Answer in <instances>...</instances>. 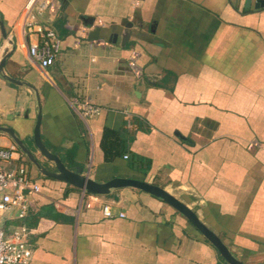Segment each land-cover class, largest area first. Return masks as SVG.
I'll list each match as a JSON object with an SVG mask.
<instances>
[{
    "label": "crops",
    "instance_id": "obj_1",
    "mask_svg": "<svg viewBox=\"0 0 264 264\" xmlns=\"http://www.w3.org/2000/svg\"><path fill=\"white\" fill-rule=\"evenodd\" d=\"M25 3L0 0V61L12 51L4 72L28 83L0 71V126L25 142L41 112L42 140L68 167L102 182L120 176L160 185L239 259L262 262L252 258L264 250V7L255 9V0L250 9L245 0H64L50 21L62 48L43 68L18 46ZM97 27L107 45H91ZM112 33L128 40L110 42ZM70 99L103 111L84 120ZM0 139L17 146L41 186L28 194L24 219L16 209L4 221L29 229L30 264H229L161 198L133 187L102 195L39 181L13 138L3 132Z\"/></svg>",
    "mask_w": 264,
    "mask_h": 264
},
{
    "label": "built area",
    "instance_id": "obj_2",
    "mask_svg": "<svg viewBox=\"0 0 264 264\" xmlns=\"http://www.w3.org/2000/svg\"><path fill=\"white\" fill-rule=\"evenodd\" d=\"M63 1L26 0L24 5L19 22L22 33L18 46L27 48L30 57L43 68L54 64L62 48V39L50 21L58 16ZM89 41L91 45L108 44L106 40L98 38ZM70 103L84 120L98 116L103 111L102 106L89 99H70ZM17 149L15 144L0 145V264H30L33 257V250L28 242L29 229L24 224L10 229L4 222L5 215L16 209L18 218L24 219L29 208L28 194L41 190L40 184L30 177L27 164L15 155ZM103 211L106 216H113L110 205L104 206Z\"/></svg>",
    "mask_w": 264,
    "mask_h": 264
},
{
    "label": "water",
    "instance_id": "obj_3",
    "mask_svg": "<svg viewBox=\"0 0 264 264\" xmlns=\"http://www.w3.org/2000/svg\"><path fill=\"white\" fill-rule=\"evenodd\" d=\"M254 0H245V7L250 9V6ZM264 7V0H255L254 8L259 9ZM2 31L5 37H8L6 29L4 28L3 23ZM100 27L94 29L91 32V38L99 37ZM128 40V36H124L120 39L119 34L112 33L109 37V41L113 43H120L124 45ZM10 42L13 44V40L10 39ZM14 49V46H13ZM12 49V50H13ZM12 51L6 53V55L0 61V71L9 81L23 85L28 83L26 81L12 77L4 72V67L6 64L7 58L11 55ZM30 85V84H29ZM42 123V113L39 112L36 125L34 128L33 138L34 142L39 150V152L50 162H52V169L43 168L35 155L27 147L24 140L19 137L16 133V130L10 126H0V130L8 133L13 140L17 143L22 152L28 157V159L38 168V170L45 176L54 178L60 181H64L73 185L77 188H80L84 191L93 193V194H109L112 189L122 188V187H133L136 189L143 190L148 192L158 198H161L163 201L174 207L177 211L183 214L201 233L208 239L212 245L218 250L220 255L229 263V264H264L262 262H247L242 259H239L230 248L224 243L221 237L213 231L208 225H206L198 216V214L184 203L181 199L161 187L160 185L148 182L145 180L131 178V177H114L107 181H98L90 177L89 173L84 172L83 167H75L71 169L68 167L62 159L52 151L48 149L41 137L40 126Z\"/></svg>",
    "mask_w": 264,
    "mask_h": 264
},
{
    "label": "rangeland",
    "instance_id": "obj_4",
    "mask_svg": "<svg viewBox=\"0 0 264 264\" xmlns=\"http://www.w3.org/2000/svg\"><path fill=\"white\" fill-rule=\"evenodd\" d=\"M0 133H3V132L0 131ZM1 142H2V140L0 139V143ZM25 142H26L27 147L31 150V152H33V153H35L37 155V158H38L41 166L43 168H46V169H52V165L50 164L51 162L48 159H44L42 157V155L39 154L38 148H37V146H36V144L34 142L33 136H30V137L26 138ZM29 165L31 166V169H32V177L33 178H36L39 181H41L44 178L48 179V177H45V176L42 177L40 174L36 173V171H38L37 170L38 168L31 161L29 162ZM258 254L259 255H254V258H252V259H256L257 258L256 260H260V261L263 260L264 261V250H261L260 253H258ZM249 262H258V261H249Z\"/></svg>",
    "mask_w": 264,
    "mask_h": 264
}]
</instances>
